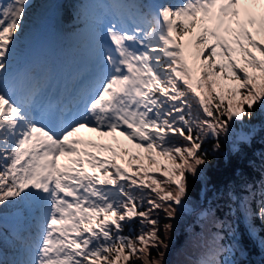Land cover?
Returning a JSON list of instances; mask_svg holds the SVG:
<instances>
[{
  "label": "snow or ice",
  "instance_id": "obj_1",
  "mask_svg": "<svg viewBox=\"0 0 264 264\" xmlns=\"http://www.w3.org/2000/svg\"><path fill=\"white\" fill-rule=\"evenodd\" d=\"M31 4L0 0V214L13 207L32 224L22 243L25 258L13 264H118L121 259L164 264L174 226L162 220L176 217L174 205L183 207L188 198L189 175L198 176L208 163L205 140L217 138L219 149L218 138L232 125L250 119L256 109L264 111V0L135 5L132 15L143 25L125 28L110 21L97 34L94 89L83 100V110L65 117L59 130L35 118L36 84L22 83L17 98L6 83ZM81 129L113 140L118 132L142 152L129 154L119 142L118 152L110 144L72 139ZM143 153L150 165L164 168V179L150 176L142 162L131 175L115 162L127 156L131 167L143 161ZM156 156L169 163L161 165ZM61 157H68L69 164L61 165ZM85 164L102 175L89 174ZM141 170L144 180L136 178ZM255 195L242 201L241 211L245 220L258 218L264 224V186L252 209ZM134 217L140 218L139 234L123 235ZM247 232L264 253V236L254 223ZM212 244V258L198 264H241L237 257L247 252L235 231L217 232ZM0 264H7L2 252Z\"/></svg>",
  "mask_w": 264,
  "mask_h": 264
},
{
  "label": "trees",
  "instance_id": "obj_2",
  "mask_svg": "<svg viewBox=\"0 0 264 264\" xmlns=\"http://www.w3.org/2000/svg\"><path fill=\"white\" fill-rule=\"evenodd\" d=\"M47 1L32 0L22 35L25 34L28 26L40 16L39 11ZM82 3L81 0H64L62 2L67 32L80 31L86 23L82 14ZM73 41L75 40L70 41V46H73ZM81 45L76 41L74 47L84 46V44ZM218 102V100L215 101V103ZM225 104H227V100H225ZM196 111L197 105L194 103L192 114L195 115ZM235 128L239 132L237 137H233L231 132ZM218 142L220 148L215 149L217 138L205 140L203 148L207 153L208 163L202 166L198 176L189 175V193L185 201L189 208L177 207V215L173 220H162V223L170 222L174 226L167 241L169 246L167 250H164V264H198L201 259H211L214 252L213 235L219 232L220 236H224L225 233L231 234L232 231H235L236 235L242 239L247 249L244 256L237 257L241 264H264V253L248 238L247 232V225L254 223L256 231L264 236V224H261L258 218L245 220L241 211V203L243 200L249 199L250 193L256 194L251 199L250 206L252 209L257 207L260 200L259 190L264 186V111L256 109L250 119L244 118L242 122L237 121L232 125L227 137L221 135ZM139 152L142 150L138 149L135 153ZM156 160L161 165L169 163L160 156H156ZM141 162L150 176L165 178L164 168L157 164L150 165L147 153H143V161L132 162L128 174L134 173ZM136 178L144 180V171L141 170ZM128 182L130 183V181ZM146 182L151 184V179ZM148 191L145 189V192ZM145 207H147L146 204ZM174 207L176 206L174 205ZM10 208L13 207L8 209ZM209 210H211V214H209ZM111 218L113 217H109V219ZM139 220V217L127 220L122 234L126 236L138 235L141 229ZM0 232L3 233V240L0 242L3 260L7 264H13L17 258L18 248L22 249L21 239L11 236L1 224ZM223 243H228V237H225ZM152 253L153 256H157L155 249L152 250ZM219 258L224 259L223 256ZM98 264H102V262H98ZM118 264H125V262L121 259Z\"/></svg>",
  "mask_w": 264,
  "mask_h": 264
},
{
  "label": "rangeland",
  "instance_id": "obj_3",
  "mask_svg": "<svg viewBox=\"0 0 264 264\" xmlns=\"http://www.w3.org/2000/svg\"><path fill=\"white\" fill-rule=\"evenodd\" d=\"M54 3V0H48L47 1V3H45L43 6H42V8L40 9V16H38L37 18H39V17H41L42 15H43V13H44V11H45V9H47V8H49L52 4ZM118 3V2H117ZM87 4H88V2H87ZM91 4H93V2H91ZM85 9H86V7H85ZM87 11V10H86ZM88 12V11H87ZM89 13V12H88ZM90 15H91V17H92V14L93 15H96L95 14V12H93L92 14L91 13H89ZM36 18V19H37ZM35 19V20H36ZM90 19V18H89ZM35 20L33 21V23L35 22ZM33 23L29 26V28H28V31H27V33H25V35H24V38H23V40H28L29 39V36L31 35V32H32V29L34 28V25H33ZM209 26V25H208ZM212 26V25H211ZM210 26V27H211ZM193 31H195V29L193 30ZM249 31L250 32H253V34H255V30L254 29H252V28H250L249 29ZM96 32H97V30L95 29V27L88 21L87 22V26H85L83 29H81L80 31H76V32H71V33H69V34H65L66 36H65V38H66V40H69V39H72V37H74V38H76V40L77 41H79V44H83V43H87L89 46H91V48H95V43H96ZM90 35H93V39H91L90 38ZM258 40L259 39H262V37H259V36H257L256 37ZM183 39L185 40L184 42H186L187 41V37H183ZM17 53V50H14V53ZM21 54H23V53H21ZM256 55L258 56L259 55V53L257 52L256 53ZM21 57H22V55H21ZM16 68L17 67H13L12 68V70H11V74H12V76L14 75V73L16 72ZM19 71L21 70L20 68L18 69ZM23 71L21 70V77H22V73ZM21 77H19V79L21 78ZM15 78H16V80H17V76H15ZM11 84V83H10ZM9 84V85H10ZM20 84H22V81H19V85ZM112 139V138H111ZM120 141H121V139H116V140H113L112 139V143H114V142H119L120 143ZM112 147H114L115 148V146L113 145ZM14 214L15 215H19V217H21L23 214L22 213H20V212H18V211H15L14 212ZM14 222H15V225H14V228L13 227H10L9 226V228H10V230H11V232L13 233V234H15L17 237H19L20 236V234H21V231H22V229H24L23 228V223H21L20 222V218L17 220V221H15V219H14ZM1 252V251H0ZM3 254V253H2ZM25 257H24V253L23 252H18L17 253V259L18 260H22V259H24Z\"/></svg>",
  "mask_w": 264,
  "mask_h": 264
},
{
  "label": "bare ground",
  "instance_id": "obj_4",
  "mask_svg": "<svg viewBox=\"0 0 264 264\" xmlns=\"http://www.w3.org/2000/svg\"><path fill=\"white\" fill-rule=\"evenodd\" d=\"M90 38L93 39V35H90ZM44 75V72L43 71H39L38 74H37V77H35V79H30L26 85H32V84H36V80H40L41 77Z\"/></svg>",
  "mask_w": 264,
  "mask_h": 264
}]
</instances>
